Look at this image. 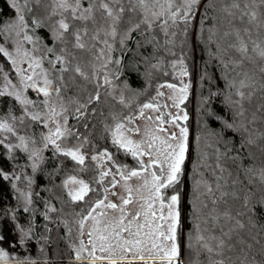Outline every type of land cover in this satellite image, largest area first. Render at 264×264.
<instances>
[{"label": "snow or ice", "instance_id": "1", "mask_svg": "<svg viewBox=\"0 0 264 264\" xmlns=\"http://www.w3.org/2000/svg\"><path fill=\"white\" fill-rule=\"evenodd\" d=\"M30 2L39 6L41 0H24L23 4H21L19 0H5V3L10 9L15 11L16 17L15 20L0 22V36L4 37V43H0V54L10 62L11 68L9 71H15L22 87L18 89L17 85L12 83L9 72L5 71L4 66L0 64V80L3 82V87H0V97H13L16 102L24 106L26 115H28L32 121H41L45 127H47L48 121H54L56 127L55 131L49 129L47 134L41 135L43 148H40L35 147L36 142L31 137L18 135L13 123H10L8 118L0 119V146L7 151L9 159H15L12 155L14 150L27 153L28 159L32 161L31 167L33 171L38 167V162L43 160L42 152L49 147H51L54 154L70 157L71 160L75 161L77 164L84 165L85 155L81 153L80 147L63 148L61 143L58 142L73 135L72 131L67 127V107L61 99L62 88H67V85L63 83L64 73L72 71L78 74L83 80L94 82L97 88L96 94L94 96L90 95L87 103L79 104L76 108L75 118L79 119L84 115V111L87 110L89 104L94 101H99V89L103 86H112L113 80L119 77V68H117L116 72H111L109 69L110 64H115L117 66L122 64L121 58L114 59L111 56V53L116 50L115 45L117 43H119L122 57L130 50L128 49V42L133 38V34L138 33L141 40L137 41V47L155 44L157 48H163L169 55H175L171 46L175 45L174 38L178 33L173 29L179 28V25L182 23L184 28L181 30V33L186 34L187 26L191 19L194 18L196 7L199 5L200 0H88L87 7H83L82 0H51L53 5L51 15L61 16L56 24L51 27V34L54 38V42L67 44L65 33L69 32L71 25L67 22L68 18L65 17L63 13L69 12L73 21L78 20L85 24L91 21L94 25L93 34L88 38V41L85 40L89 32L87 27L83 29L76 28L71 32V36L74 40L73 47L75 49L92 52V49L96 47L97 43L103 45V47L93 54V59L98 61L99 64L98 66L95 63L91 65V74L83 70L80 62L72 64V60H74L75 57L68 51L67 47L61 48L60 54H56L54 47L45 46L46 53L54 56V59L48 60V64L51 66V72L58 73L56 77H52L51 72L42 67L44 57H37L33 54L39 51V49L35 47L39 37L34 40L33 36L29 34V25L26 22L25 15H23L25 9L29 12L32 10L28 8ZM209 6L210 5H207L205 7V13L201 17V25L208 19L207 10ZM261 6H264V0H246L244 8L240 9L238 0H233L230 8L226 7L224 11L229 17L235 19L236 15L232 9H238L240 10L239 19L243 20V18L247 16L249 23H253L258 20V9L261 8ZM96 13H99V18H97ZM2 15L3 12L0 11V16ZM32 25V30L45 26L43 21L37 19H33ZM257 27H264V24L257 23ZM157 30H159L163 36L162 43L157 39L155 34ZM245 33H248V29H245ZM101 34L103 35V39H101ZM215 35L216 31L214 29H209L208 42L210 44L216 43V53L214 55L219 61V66L224 71L225 80L228 79L229 71L234 72L236 76L243 77L239 80L238 87L235 77L229 82L230 87L236 88V95L239 97V99L233 101V103L240 106L239 111L233 113L231 120L225 119L221 115L210 110L207 112L210 119L214 118V120L220 121L222 125L219 132L212 131L210 134L217 145L223 144L224 146L225 150L223 152L217 148L216 157V167L219 169L220 173H224L226 169L219 163L222 158L233 161L240 158L238 149L237 155H229L235 148L236 142L233 138L228 136V133H248V128L245 123H236L237 116H244L243 101L245 99H251L252 95L255 94L254 90L257 84H259L261 89H264V82L257 81L254 78V73L250 74L248 71H237V69L243 68L245 60L251 61L253 59V57L249 55V42L252 44L251 52L262 61H264V46H261V44L255 40H251L250 34L249 41L246 42L240 36L239 30L234 32L235 42L228 43L226 47L222 46L218 41H214L213 37ZM223 35L227 38L233 35V32L225 31ZM21 37L22 40L20 39ZM24 42L34 45L31 51L24 48ZM9 43L14 47L15 55L13 51H10L9 48L5 46ZM89 43L91 47H89ZM232 51L237 53L240 59H236L230 55ZM144 59L146 60L147 57ZM25 62L27 63V68H22L20 65ZM176 63L183 65V59H180L178 62L174 61L173 67L176 66ZM57 65H59V68H57ZM152 67L158 68L159 63L153 64ZM259 71L264 73V66H261ZM187 74L186 70L181 72V75ZM101 77L103 84L100 83ZM55 81H59V83H55ZM167 87L175 88V85L169 84ZM187 88L188 85H184L183 88L180 89V91L184 93V96L181 97V103L186 98ZM245 88L253 89V91L248 92L246 95L242 90ZM29 89L36 92L37 95H43L44 99L41 103L46 109L43 117L40 112L27 111L30 105L37 107L35 101L29 99L25 95L26 91ZM53 92L55 93V101H53ZM218 94L219 93H210L205 103H207L208 99L212 96ZM157 95H162V93L158 91ZM120 99L121 103H123V94H121ZM155 107L156 106L151 102L143 104L140 108V115H143L144 109H155ZM260 108H264V105H260ZM60 117H62L63 122L59 119ZM10 119L14 121L17 118L13 116L10 117ZM23 119V117L19 118L21 123H23ZM158 119L161 118L158 117ZM184 119H187L186 114ZM255 119L256 117L254 114L252 122H254ZM132 120L133 117L131 116L125 117L123 121H116L114 127L106 125L105 128L106 131L110 132L111 143L115 146L117 152L123 150L125 156L130 155L136 161L139 166L138 168H130L127 165L117 163L113 159L112 153L109 152L107 148L91 156V160L97 162L98 168L104 166L101 163L102 161L111 162V167L105 171L99 172L96 182L103 185L105 178L112 176L110 184L112 188H115L117 183H119L115 177L119 175L120 179L124 181V189L128 193V197H121L122 203L117 205L111 202L105 203L107 195H104L102 199L96 200L94 204L87 209L86 213L79 214V218L76 220L78 226V236L76 239L79 241V246L74 247V258L77 261L90 258L92 262L107 260L108 264H116V260L113 257L117 252H120L121 255L119 258L121 260L127 258L125 255L127 253H132V260H145L144 253L147 252L149 257L154 261L158 259L160 264H182L177 237V230L180 226V213L178 210L179 196L178 194L169 196L167 190L175 187V185L180 182L182 165L188 150V129L177 125L180 127L179 138H177L175 133L170 134L169 137L170 140L176 141V143L173 144L162 140L161 144L163 147L156 148L155 156H153L151 151L154 146L153 143H149L148 151H145L140 143L133 141L130 136L126 134L139 131V129L132 127ZM6 134H11L16 137L18 143L6 142L8 139ZM259 138H264V133H261ZM77 139H79L78 136ZM86 141L87 138H85V142ZM30 143L33 145L32 147H29ZM255 143L256 141L252 139L250 133L247 137L243 135L240 136L241 149L246 145L250 146ZM145 155L149 157L147 165H145L142 159ZM113 168L115 172H113ZM248 171H251V169H248ZM144 173H148L151 179L144 178L143 185L138 187L136 192H147L146 197L141 196V199L145 201V205H142V207L146 206L147 209L144 212L145 222L143 224H137L136 231L133 232V221L140 217V212H137L133 219L125 224L127 213L125 212L124 206L132 202L133 193V188L129 185L128 181L134 177L141 178ZM0 177L4 180L20 179V176L16 175L15 172L11 174L5 173L2 167H0ZM222 178L223 176H218L217 180ZM261 180L264 181V170H261ZM69 182L80 185L75 192L70 191L68 193L74 202L83 201L90 191H94V189L90 188L88 183L84 180H77L74 176L70 177L69 181H65V186H67ZM201 183L202 181H196L197 186ZM29 184H31V180H29ZM13 187H15V185H13ZM216 187L217 189L220 188L219 183H217ZM205 188L209 194L212 193V187L206 182ZM108 191V187H105L104 193ZM20 195L23 196L25 200L23 211L28 212L29 208L27 205L32 203L31 193L21 192ZM113 195H115L114 192ZM224 195H227V193H222V196ZM157 202L159 203L158 210L155 208ZM215 202L216 201H213V203ZM245 206H247V199ZM260 207L264 208V204L260 205ZM165 208H167L166 215L164 212ZM97 209L119 210L121 215L114 223H105L104 227L101 228L99 227L101 221L97 219V215H94V213H97ZM49 211H55V209L49 208ZM98 215H106V213L100 212ZM224 215L228 217L227 212H225ZM13 219H15L14 213ZM89 219L94 223L92 229L87 233L89 239L86 245L81 237L85 235V223ZM218 219L219 217H213L214 221ZM236 224L240 228L244 227L238 220ZM145 228L147 230L142 232ZM17 230L20 235L17 241L10 243V247L13 248L16 247L17 244L23 245L26 242L31 232V226L26 229L23 225L18 224ZM196 231L195 243L201 250L209 254V264H231V257L225 256V250L231 251L232 248L223 238L228 237V239H231V229L229 232H222L220 237L210 236L208 239H205L199 234V225H197ZM124 233H128V236H125ZM69 234H71V229H69ZM5 239L6 237L0 234V244H2ZM209 241H215L216 243L213 246ZM238 243L243 244L244 241L239 240ZM193 246L190 236L188 247L193 248ZM247 248L250 250L252 245H247ZM97 251H99L101 255H97ZM104 253L108 255H103ZM213 254L220 257V259L213 260ZM197 255H199V252ZM10 259L15 260L16 264H29L27 257L19 258L11 256L8 251L0 247V261L7 262ZM240 264H256V262L254 259L249 262L247 255H245L240 261Z\"/></svg>", "mask_w": 264, "mask_h": 264}, {"label": "trees", "instance_id": "2", "mask_svg": "<svg viewBox=\"0 0 264 264\" xmlns=\"http://www.w3.org/2000/svg\"><path fill=\"white\" fill-rule=\"evenodd\" d=\"M233 0H202L199 10V17L195 32L192 36V27L187 33L185 40V52L189 61V71L192 74L194 70V90L193 97L188 98L184 102V108L187 113V125L191 127L192 138L190 151L188 156V164L185 172H182L180 182L175 187L169 190H176L180 197V207H183L182 216L180 217V227L178 228V240L181 242V261L182 264H209V254L203 251L195 243L197 234L196 228L199 225L200 232L205 239L210 236L220 237L222 232H229L231 229V239L223 237L232 250H225V256L231 257V264H240V261L245 255L248 261L253 259L256 264H264V208L260 205L264 204V181L261 180V170H264V138H259L261 133H264V89L257 84L255 94L251 99L243 101L244 116L236 117V123H245L248 128V133L234 134L228 133L230 138L235 140V148L229 153L230 156L237 155L239 150L240 158L233 161L222 158L219 163L226 169L224 173H220L217 165V148L223 152V144L217 145L214 138L210 134L212 131L219 132L221 122L210 119L207 112L210 110L231 120L233 113L239 111V105L233 101L239 99L236 95V88L230 87L229 82L235 77L237 87L239 80L243 77L236 76L234 72L229 71L228 79L224 78V71L219 66V61L215 58L216 43H209V29H214L216 35L214 41H218L222 46H227L228 43L235 42L234 32L239 30L240 36L246 41L255 40L264 46V27H257V23L264 24V6L258 9L257 22L249 23L247 16L243 20L239 19L240 10L232 9L235 12L236 18L229 17L224 11L226 7L231 6ZM240 9L244 8L246 0H238ZM51 4V3H50ZM48 5V0H41L39 6L30 2L29 5L33 9L36 8L34 14L38 20L44 22V27L35 28L34 32L42 45L54 47L56 54H60V47H67L68 51L75 57L72 64L79 62L83 58V63L88 67L91 64V53L75 49L72 47L73 38L71 30L83 26L81 21H73L68 15L70 29L65 33L67 44L54 42L51 34V27L54 25L53 16L48 11H51V5ZM210 5L207 10L208 19L201 25V17L205 13V7ZM49 6V10H48ZM0 11L3 15L0 16V22L10 20L14 15V10L5 3V0H0ZM49 14V17H47ZM127 18V17H126ZM123 27V26H122ZM248 29V33H245ZM225 31L233 32V35L224 37ZM138 33L133 34V39H138ZM137 37V38H136ZM193 38V39H192ZM191 40L193 42H191ZM194 44V51L193 46ZM136 42L130 41L129 51L122 56V71L126 81L128 91L125 92V98L130 99L135 93L141 92L144 96L149 97L153 87L151 83L153 78L164 76L166 67L163 65L165 55L161 50L154 49L153 44L149 46H141L138 54L134 53ZM249 55L253 57L251 61L245 60L242 69L237 71H248L254 73V78L257 81L264 82V73L259 71L261 66H264V61L260 60L254 53L251 52L252 44L248 43ZM142 51V53H141ZM81 55V56H80ZM138 56L139 61H133V56ZM230 55L236 59H240L239 55L234 51ZM49 59H54L52 54L47 56ZM147 57L146 68L149 76H144L140 72L142 61ZM164 57V58H163ZM45 60L44 65L48 64ZM71 59V58H70ZM91 61V62H90ZM159 63L158 68H153V64ZM0 64L9 72V76L13 78L14 71H9V63L5 57L0 54ZM49 65V64H48ZM59 68V65H57ZM58 73L52 72V76ZM65 85L64 89L65 101L70 113L68 119L69 129L73 135L67 137L66 141L75 143L87 138L86 144L88 147L97 145L108 146L106 140L105 126L112 122V118L117 114L122 113L124 105L113 99L108 93L106 86L99 89L100 99L88 105L84 115L79 119L75 118V110L79 104L88 102L89 96H94L97 92L95 84L83 80L78 74L72 71L64 73ZM247 95L253 89H242ZM135 92V93H134ZM210 93H219L212 96L205 103L206 98ZM30 96H33L29 92ZM21 112L20 104L12 97H0V114L6 117H16L19 119ZM255 114V121L253 115ZM191 123V124H190ZM23 125L26 130L40 129L35 121L31 119L24 120ZM251 134L252 139L256 141L253 145H246L240 148V136L245 137ZM77 136L79 139H77ZM199 138V139H198ZM12 155L15 159H9L7 151L0 146V167L5 173L11 174L15 172L21 179L4 180L0 177V234L6 237L5 241L0 244V247L19 258L28 259H47L53 260L58 264H91L87 261H76L73 259V254L67 245L65 236V227L62 224V218L65 215H70L73 211L71 205L65 199V191L60 184L61 176L64 175L65 169L70 165V162L65 158L55 155L49 149H45L43 160L39 162L35 171L28 165L27 154L18 150H14ZM62 161H61V160ZM251 169V171H248ZM84 173L90 174L91 167L84 168ZM23 171V174L21 172ZM209 172V173H208ZM213 173V174H212ZM218 176H223L217 180ZM31 180L25 181V179ZM196 181H202L197 186ZM205 182L212 187V193L209 194L205 188ZM219 183L220 188L216 185ZM15 185V187H13ZM21 192H30L32 203L27 205L28 212H24L25 207L24 197ZM222 193L227 195L222 196ZM247 199V206L245 202ZM52 200L58 206L57 214L49 213L47 210V201ZM213 201H216L213 203ZM228 213V217L224 213ZM13 213L15 219H13ZM50 214V218L47 216ZM46 214V215H45ZM55 217L54 220H51ZM213 217H219L214 221ZM240 221L244 225L240 228L236 221ZM23 225L26 229L31 226V232L26 242L16 247H10L19 239L17 225ZM193 243V248H189V242ZM243 240L244 243H238ZM213 246L215 241H209ZM252 245L249 250L247 245ZM199 252V255L197 253ZM45 259V258H44ZM212 259H220V257L212 255ZM0 264H3L0 262ZM33 264H50L46 262H33Z\"/></svg>", "mask_w": 264, "mask_h": 264}, {"label": "rangeland", "instance_id": "3", "mask_svg": "<svg viewBox=\"0 0 264 264\" xmlns=\"http://www.w3.org/2000/svg\"><path fill=\"white\" fill-rule=\"evenodd\" d=\"M19 2L21 4H23L24 0H19ZM51 3V0H48V5ZM202 3V0H200L199 5L196 7V12H195V16L194 18L191 19L190 23L187 26V32L186 34H182L181 30L184 28V25L181 23L179 25V28L173 29L175 31H177V36L174 38L175 39V45L171 46L172 47V51L175 52V55H169L163 48H157V46L155 44H153V50L154 49H158L161 50L164 53V62L163 65H165L164 67H166V71L164 76L165 79H161V77H157V78H153L154 81L151 83L153 90L152 93L149 95V97L147 98V96L141 95L143 93L138 92L135 93L130 99H126L125 98V92L128 91V88L126 87V81L124 80L123 77V71H122V64L120 66H117L115 64H110L109 65V69L111 72H116L117 68H119V77L117 79L113 80L112 86H106L108 93H110L109 95L111 97H113L114 100L121 102V94H123V105H124V109L122 110L121 115L117 114L116 116H114L112 119V122L110 124H108L107 126L110 127H114L116 121H123L125 117H133L132 120V127L139 129L138 132H134V133H126L127 135L130 136V138L133 141H136L138 143H140L142 145V148L145 151H148V144L149 143H153L154 146L151 149L153 156H155V149L156 148H161L163 147V145L161 144V141H167L169 143H173L175 144L176 141L170 140V134L175 133L177 138H179L180 135V127H186L188 129V150L186 153V158L185 161L182 165V172H185L187 169V160H188V156H189V151H190V145H191V134L192 131L190 130L191 127H188L187 125V119H184L185 114L187 115L185 108H184V102L185 100L188 98L189 94L190 97H193V90H194V70L192 72V74L189 71L188 68V63H189V59L187 57V54L185 52V40H187L186 36L187 33H189L191 27H192V36L195 32V28L197 26V22H198V17H199V10H200V5ZM51 5V11L48 13H52V8L53 5L52 3ZM82 5L83 7H87L88 6V0H82ZM28 8H31L32 10L29 12L27 11V9H25V11L23 12V15H25V19L26 22L29 25V34L33 36L34 40L37 38V36L35 35V32L33 29V25H32V21L33 19H37V16L34 14V11L36 10L32 8V6H30L28 4ZM48 10H49V6H48ZM37 11V10H36ZM15 12V11H14ZM63 15L65 17L68 18L71 17L69 12H64ZM68 15V16H67ZM97 18H99V13H96ZM16 17V13H14L13 17L10 20H15ZM49 17V14L48 16ZM53 18H55L53 20L52 23H54V25L56 24V22L61 18L60 15H56L53 16ZM68 23H70L71 21L68 19L67 20ZM83 23V22H82ZM87 27V29L89 30L88 32V37H85V40L88 41V38L93 34V30H94V25L92 24L91 21L87 22V24L83 23L82 27H79L80 29H83ZM122 27V26H121ZM74 29L71 30V32ZM70 32V33H71ZM157 36V39L162 43L163 42V36L162 34L159 32V30H157V32L155 33ZM138 39H131L130 41H135L136 45L134 47V53L139 52V49L141 47H137V41L141 40L140 35L138 34ZM136 37V38H137ZM53 38V37H52ZM22 40V37L20 38ZM54 39V38H53ZM101 39H103V35L101 34ZM193 39V38H192ZM128 42V49H129V43ZM191 42H193L191 40ZM0 43H4V37L0 36ZM73 44H74V40H73ZM151 44L148 45H144V46H149ZM6 47L9 48L10 51H13V54L15 55L14 52V47L11 45V43L5 45ZM193 46V51H194V44L192 43ZM34 47V45L32 44H28L27 42H24V48L31 51L32 48ZM35 47H37L39 49V51H36L35 53H33L35 56L37 57H44L43 60V65L42 67L46 70H49L51 72V66L50 65H44L45 60L48 58L47 56L49 55L48 53H46L45 50V46L41 44V42L38 40ZM73 47V45H72ZM89 47H91V44L89 43ZM101 47H103L102 44L97 43L96 47L94 49H92L91 53V64L87 67L84 63H83V58H81V60H79V62L81 63V66L83 68V70L85 72H88L89 74H91L92 71V64H99L98 61H95L93 59V54L95 52H97ZM143 47V46H142ZM60 48H64L63 46H61ZM74 48V47H73ZM115 51L113 53H111V56L115 59V58H121V53H120V46L119 43H117L115 45ZM142 49V48H141ZM142 53V51H141ZM81 56V55H80ZM163 57V58H164ZM71 58V57H70ZM7 60V58H5ZM180 59H183V65H180L179 63H176V66L173 67V62H178ZM19 60V58H18ZM48 60V59H47ZM132 60L135 61H139L138 56H133ZM147 59L144 61H142V67L140 68V72L141 74L146 77L149 76V72L146 68V64H147ZM9 63V67L11 68L10 62L7 61ZM22 68H27V63L25 62L24 64L20 65ZM186 70L187 71V75H181V72ZM5 71L6 68H5ZM39 71V70H37ZM14 77L10 79L12 80V83L17 85V88L19 89L20 87H22L19 83V79L14 71ZM52 75V72H51ZM57 76V74H56ZM56 76H52V77H56ZM55 83H59V81H55ZM63 83H66V80H63ZM90 83V82H87ZM94 83V82H92ZM100 83L103 84V80L101 77ZM95 84V83H94ZM172 84L175 85V88H169L167 87V85ZM184 85H188L187 88V93H186V98L183 100V102L181 103V97L184 96V93L180 91V89L183 88ZM0 87H3V82L2 80H0ZM11 90V89H9ZM162 93V95H157V92ZM29 92H31L33 94V96L29 95ZM64 90L62 88L61 90V99L63 101V103L66 105L67 107V103L65 101V95H64ZM25 95L35 101L37 107H33V106H28L27 111L28 112H40L41 116L43 117L46 109L44 108V106L42 105V101L44 99L43 95H37L36 92L32 91L31 89L27 90ZM13 98V97H12ZM53 101H55V93L53 92ZM153 103L156 107L155 109H144L143 110V115H140V108L142 107L143 104L145 103ZM178 105V106H177ZM21 108V112L19 114V118L23 117V121L30 119V117L28 115H26L25 113V109L24 106L20 105ZM59 110V109H57ZM68 119L70 116L68 107H67V113H66ZM158 117H160L161 119H158ZM4 118H8L10 123H13L14 128L17 132L18 135L21 136H25V137H31L32 139L35 140V147H40L43 148V142L41 140V135L42 134H47L49 129L55 131V122L54 121H48L47 127L44 126V124L41 121H35L37 123V125L40 126L39 131L32 129L31 130H26L27 128L25 127V125H23L19 119L16 120H11L10 117H6V116H2L0 114V119H4ZM61 120V122H63L62 117L59 118ZM163 121V122H161ZM191 124V123H190ZM177 125H179L180 127H178ZM67 127L68 126V122H67ZM106 140L108 142V146H93V147H88L85 140H80L77 141L75 143H70L67 142L66 139L62 140V141H58L59 143H61V146L63 148H75V147H80V151L82 154L85 155V163L84 165H79L77 164L75 161H72L70 157H65L62 155H58L61 157L62 160H64L65 158L70 162V165L65 169L64 171V175L61 176L60 179V184L63 187L64 191H65V199L67 200V203L69 205L72 206L73 211L70 215H65V217H63L62 220V224L64 225L66 231H65V236L67 239V245L69 247V249L71 250L72 254H73V259L75 260L74 256H75V252H74V247H78L79 246V241L76 239V237L78 236V226L76 224V220L79 218V214L82 213H86L87 209L94 204V202L98 199H102L104 197V195H107V200L105 201V203L111 202V203H115L117 205H120L122 203L121 197L127 198L128 197V193L125 191L124 189V181L120 179L119 175H116L115 179L117 181H119V183H117V185L115 186V188L111 187L110 181L112 180V176L106 177L104 184L100 185L98 184L96 181L98 179L99 176V172L100 171H105L107 170L109 167H111V162L109 161H102L101 163L104 165L103 167L98 168L97 167V162L91 160V156L92 155H96L99 152H102L105 148L108 149L109 152L112 153L113 155V159L121 164V165H127L130 168H138L139 166L137 165L136 161L130 156H125L123 153V150H121L120 152H117L115 146H113V144L111 143V134L110 132L106 131ZM8 136V139L6 142H10V143H18V140L16 139V137L12 136L11 134H6ZM157 138V139H154ZM82 145V147H81ZM33 145L30 143L29 147H32ZM50 151H52L51 147L48 148ZM45 150L42 152V156L44 155ZM53 153V151H52ZM27 154V153H26ZM56 155V154H55ZM28 157V154H27ZM60 159V160H61ZM145 165L148 164L149 161V157L147 155H145L143 158ZM61 160V161H62ZM40 162V161H39ZM38 162V164H39ZM32 161L28 159V165L31 167ZM91 167V173L87 174L84 173V168H88ZM113 172H115V169H112ZM21 174H23V171L21 172ZM182 175V174H181ZM76 177L77 180H84L86 183L89 184L90 188L94 189V191H90L88 193L87 196H85L83 201H72L71 197L68 195V193L71 192H75L80 185L79 184H74L69 182L67 184V186H65V181H69L70 177ZM181 177V176H180ZM147 178V179H151V177L148 175V173H144L143 177L141 178H132L131 180L128 181L129 185L133 188V193H132V202L129 203L128 205H125V212L127 213L126 219H125V224L128 223V221H131L133 219V217L136 215L137 212H140V217L133 221V225H132V231L135 232L136 231V225L137 224H143L145 222L144 219V212L147 210L146 206L142 207V205H145V201L143 199H141V196H147V192L146 191H142L141 193H137L136 189L138 187H141L143 185V179ZM21 179V178H20ZM25 181H29V179H25ZM108 187L109 191L107 193H104V188ZM170 189V188H169ZM167 190V194L170 196L172 194H178V192L176 190ZM113 192L115 193V195H113ZM28 193V192H26ZM179 196V194H178ZM180 197H179V204H178V210L180 213V217L182 216V210L183 207H180ZM49 208H54L55 211H49ZM155 208L158 210L159 209V203L157 202L155 205ZM47 210L49 213H55V215L58 213V206H56V203L54 204L52 200H48L47 201ZM100 212H104L106 213V215H98V213ZM165 215L167 214V208L164 209ZM94 215H97V219L101 221L99 227L103 228L105 223L111 222L114 223L115 221H117L121 215V213L119 212V210H113V209H97V213H94ZM47 216L50 218V214ZM55 217L51 220H54ZM159 222V221H157ZM93 221L91 219L87 220L85 223V228H84V232L85 235L83 237H81V239L84 240L85 244L87 245V241L89 239L87 233L92 229L93 227ZM181 225V224H180ZM180 227V226H179ZM69 229H71V234H69ZM147 229H143V231H146ZM125 236H128V233H124ZM177 235H178V230H177ZM197 235V234H196ZM178 237V236H177ZM131 238V237H129ZM178 244H179V248H180V255H181V242H179L178 240ZM4 249V248H3ZM5 250V249H4ZM97 255H101V253L99 251H97L96 253ZM86 255V253H85ZM103 255H108L107 253H104ZM120 252H117L115 254V256L113 257L116 260V264H160V261L157 260H153L151 257L148 256V253L145 252V260H132V253H127L126 255V259L121 260L120 257ZM14 256V255H11ZM43 259H28L29 264H33V262H46V261H50V264H56L54 263L53 260L47 259L46 256L42 257ZM45 258V259H44ZM180 260H181V256H180ZM77 261V260H76ZM82 261H87L91 264H108L107 260H97L92 262L90 258L82 260ZM3 264H16L15 260H8L7 262L5 261H0ZM58 264V263H57Z\"/></svg>", "mask_w": 264, "mask_h": 264}, {"label": "bare ground", "instance_id": "4", "mask_svg": "<svg viewBox=\"0 0 264 264\" xmlns=\"http://www.w3.org/2000/svg\"><path fill=\"white\" fill-rule=\"evenodd\" d=\"M209 173V172H208ZM213 174V173H212Z\"/></svg>", "mask_w": 264, "mask_h": 264}]
</instances>
